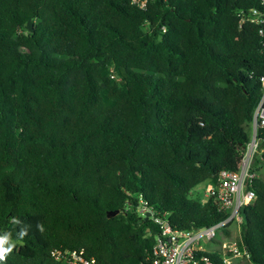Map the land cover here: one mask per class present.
Instances as JSON below:
<instances>
[{"label":"trees","instance_id":"trees-1","mask_svg":"<svg viewBox=\"0 0 264 264\" xmlns=\"http://www.w3.org/2000/svg\"><path fill=\"white\" fill-rule=\"evenodd\" d=\"M253 9L264 17L260 0H0L3 264H66L55 250L151 264L159 229L141 208L177 231L225 217L189 196L234 171L249 140L264 74ZM261 139L243 264H264Z\"/></svg>","mask_w":264,"mask_h":264},{"label":"built area","instance_id":"built-area-1","mask_svg":"<svg viewBox=\"0 0 264 264\" xmlns=\"http://www.w3.org/2000/svg\"><path fill=\"white\" fill-rule=\"evenodd\" d=\"M148 0H132V3L141 9H145ZM264 6V0H260ZM247 19L254 24L264 23V17L255 9ZM243 22V19L241 20ZM259 34L263 37L262 47L264 49V30L260 29ZM261 95L252 113L250 120L249 140L245 144L239 162L234 171H220L216 184L206 183L204 196L212 199L218 211L225 215L220 221L206 227L177 231L163 218L155 213L141 208L139 213L146 216L149 213L150 220L158 226L159 233L155 238L152 247L151 264H212L205 256H198V253H213L220 251V259L223 264H235L237 259H245L248 253L238 247V241L233 240V231L230 226L236 227V234L239 236V228L242 223L240 214L244 206L254 201L255 193L252 183L257 178L254 171L255 159L260 156L261 130L264 127V74L260 78ZM228 230L230 235L224 236L216 248H212V240L216 238L217 231ZM52 257L66 264H96L93 257H88L83 250L62 251L55 250Z\"/></svg>","mask_w":264,"mask_h":264},{"label":"rangeland","instance_id":"rangeland-1","mask_svg":"<svg viewBox=\"0 0 264 264\" xmlns=\"http://www.w3.org/2000/svg\"><path fill=\"white\" fill-rule=\"evenodd\" d=\"M205 187H206V183H204V182L195 186L193 188V190L191 191L189 198L194 199V200H198L200 203H204L207 199L204 196ZM229 228L231 231H233V235L231 238H233V240L238 241L239 237H237L238 235L236 234V227L230 226ZM223 237H224L223 232L221 230L217 231L216 238L221 240V239H223ZM209 246H211L212 248H216L218 246V244L212 243V244H209ZM240 261H241L240 259H237L235 264H243L244 263L243 261H242V263Z\"/></svg>","mask_w":264,"mask_h":264},{"label":"clouds","instance_id":"clouds-1","mask_svg":"<svg viewBox=\"0 0 264 264\" xmlns=\"http://www.w3.org/2000/svg\"><path fill=\"white\" fill-rule=\"evenodd\" d=\"M14 223H19V221H13ZM27 235L26 229L22 228L19 233V239H23V237ZM11 234L5 232L3 235H0V264L6 260V257L9 253L13 251L15 247V243L10 239Z\"/></svg>","mask_w":264,"mask_h":264},{"label":"water","instance_id":"water-1","mask_svg":"<svg viewBox=\"0 0 264 264\" xmlns=\"http://www.w3.org/2000/svg\"><path fill=\"white\" fill-rule=\"evenodd\" d=\"M26 28L28 29L29 32L33 31V23H32V21L30 19L27 21ZM117 213H118L117 211L108 212L107 216L108 217H112V216H114ZM148 216H149V213L146 214L145 218H147Z\"/></svg>","mask_w":264,"mask_h":264},{"label":"bare ground","instance_id":"bare-ground-1","mask_svg":"<svg viewBox=\"0 0 264 264\" xmlns=\"http://www.w3.org/2000/svg\"><path fill=\"white\" fill-rule=\"evenodd\" d=\"M135 5V4H134ZM141 9V8H140ZM248 22V21H247ZM243 150V149H242ZM212 183V182H211ZM241 214V213H240Z\"/></svg>","mask_w":264,"mask_h":264}]
</instances>
